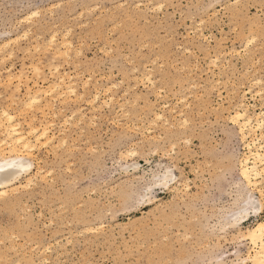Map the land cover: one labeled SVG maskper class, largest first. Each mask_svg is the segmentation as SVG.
Here are the masks:
<instances>
[{
  "label": "rangeland",
  "instance_id": "374dc122",
  "mask_svg": "<svg viewBox=\"0 0 264 264\" xmlns=\"http://www.w3.org/2000/svg\"><path fill=\"white\" fill-rule=\"evenodd\" d=\"M0 45V112L53 138L0 202V264H241L264 195L222 229L246 195L230 115L264 112V0H0Z\"/></svg>",
  "mask_w": 264,
  "mask_h": 264
},
{
  "label": "bare ground",
  "instance_id": "6f19581e",
  "mask_svg": "<svg viewBox=\"0 0 264 264\" xmlns=\"http://www.w3.org/2000/svg\"><path fill=\"white\" fill-rule=\"evenodd\" d=\"M36 14V13H35ZM29 16V15H28ZM26 18V17H25ZM24 19V18H23ZM23 21V20H22ZM29 22V20H28ZM16 23V22H15ZM27 24V22H26ZM14 27V26H13ZM117 27V26H116ZM29 31V30H28ZM55 34V33H54ZM53 34V35H54ZM24 36V34H23ZM25 37V36H24ZM20 38V35H19ZM18 38V39H19ZM53 38V39H52ZM56 38V37H55ZM53 36H51L50 44L54 43ZM65 38V37H64ZM252 39V38H251ZM14 40V39H13ZM12 40V41H13ZM64 40V39H63ZM62 40V41H63ZM256 40V38H255ZM16 41V40H14ZM252 41V40H251ZM8 42V41H7ZM66 42V40L64 41ZM69 41H67L68 43ZM9 43V42H8ZM246 43V41H245ZM10 44V43H9ZM16 44V43H15ZM70 44V43H68ZM247 44V43H246ZM249 44V42H248ZM4 45V44H3ZM2 45V47H3ZM17 45V44H16ZM52 45V44H51ZM50 45V46H51ZM67 45V44H66ZM252 45V44H251ZM1 46V45H0ZM8 46V45H6ZM244 46V45H243ZM247 46V45H246ZM5 47V46H4ZM65 47V46H64ZM69 47V46H68ZM48 48V47H47ZM70 48V47H69ZM244 48V47H243ZM247 48V47H246ZM1 49V48H0ZM6 49V48H5ZM68 48H66L67 50ZM69 50V49H68ZM1 52V51H0ZM68 53V52H67ZM79 53V52H78ZM64 54V53H63ZM75 54V53H74ZM65 55V54H64ZM10 56V54L8 55ZM11 57V56H10ZM67 57V56H66ZM249 57V56H248ZM65 59V58H64ZM2 60V59H1ZM2 62V61H1ZM153 64V62L151 63ZM37 70V69H36ZM150 70V69H149ZM55 71V70H54ZM133 71V70H132ZM39 72V68L37 70ZM190 74V73H189ZM62 75V74H61ZM57 77L55 80V84L50 87L48 85L47 91H35L34 93H31L29 89L27 93L28 101L27 103L29 105H35L37 103L40 104L41 97L46 94H50L54 91V89L62 88L65 83V79L63 76ZM10 77V76H9ZM141 77H143L144 80H147L148 82H151L150 75L143 74ZM10 79V78H9ZM9 82V81H8ZM18 82V81H17ZM253 83V82H252ZM255 83L260 85V80H256ZM68 84V83H67ZM74 83H71L69 87H66L68 91H70V94H74L73 87L71 86ZM87 85V84H86ZM152 85V84H151ZM85 86V84H84ZM88 86V85H87ZM257 86V85H256ZM194 87V86H193ZM260 87V86H259ZM60 88V89H61ZM33 89V88H32ZM66 89V90H67ZM19 91V90H18ZM65 91V92H68ZM107 91V87H106ZM182 91V90H181ZM73 92V93H72ZM110 92V91H109ZM249 92V91H247ZM64 90L61 89V92L59 96L64 95ZM124 93V92H123ZM257 93V92H256ZM107 94V93H106ZM158 94V93H157ZM254 94V93H253ZM259 94V92H258ZM261 94V93H260ZM159 95V94H158ZM99 96V95H98ZM75 97V96H74ZM97 97V96H96ZM94 95V100L96 99ZM80 98V97H79ZM71 100V98H69ZM183 99V98H182ZM262 99V98H261ZM80 100V99H79ZM111 100V98H109ZM74 101V100H73ZM78 102V101H77ZM88 102V101H87ZM94 102V101H93ZM92 102V103H93ZM117 102V101H116ZM15 103V102H14ZM89 103V102H88ZM109 103V102H108ZM108 103L106 105H108ZM127 103V102H126ZM241 103V102H240ZM26 104V103H25ZM105 104V103H104ZM48 105V104H47ZM91 105V103H89ZM240 107L233 110V114L230 115V121L232 124H234L238 128V132L241 135V139L245 145L246 148V154L243 155V157L239 160V173L240 176L244 182V188L246 189V195H241L238 197H242L241 200L238 203L237 200V207L235 206V210H230L225 215L226 217V224L225 228H233L238 231L240 230L241 224L247 220L250 214H261L263 210V203L261 199H257L253 196L254 191H256L261 197L263 193V187L264 184L262 183V180L264 179V142L262 141L261 135L256 137V132H261L264 126V112L259 113H252L250 114L248 111L249 109L247 107H243L242 104H238ZM244 105V103H243ZM28 106V105H27ZM123 106V105H122ZM167 106V105H165ZM164 106V107H165ZM246 106V105H245ZM26 107V106H25ZM112 107V106H111ZM31 108V106H30ZM40 108V107H39ZM45 108V107H44ZM49 108L50 105H49ZM48 108V109H49ZM27 109V108H26ZM24 108V110H26ZM54 109V108H53ZM81 109V108H80ZM101 109V108H100ZM174 109V108H173ZM36 110V109H35ZM39 110V109H38ZM43 110V109H42ZM41 110V111H42ZM97 110V109H96ZM21 111V110H20ZM53 110H51L52 112ZM77 111V110H76ZM79 111V110H78ZM169 111V110H168ZM173 111V110H172ZM60 112V111H59ZM122 112V111H121ZM120 112V113H121ZM18 113V112H17ZM23 113V112H22ZM181 114V113H180ZM43 115V114H42ZM54 115V114H53ZM125 116V115H124ZM154 116V115H153ZM181 116V115H179ZM18 117V116H17ZM20 117V116H19ZM24 117V116H23ZM32 117V116H31ZM30 117V118H31ZM45 117V116H44ZM34 118V117H33ZM55 118V117H54ZM156 119H161V114H156ZM165 118V117H164ZM79 120V119H78ZM128 120V119H127ZM155 120V119H154ZM114 121V120H113ZM156 121V120H155ZM162 121V120H161ZM183 121V120H182ZM167 122V121H166ZM28 123V122H27ZM51 123V122H50ZM155 122H153L154 124ZM165 123V121H164ZM184 123V122H183ZM95 124V123H93ZM149 124V122H148ZM185 124V123H184ZM187 124V123H186ZM71 125V124H68ZM155 125V124H154ZM178 125V124H177ZM74 126V124H73ZM171 127V126H170ZM49 128L50 126L46 124V126L37 127L35 126L33 120H30L28 123L27 129L24 131L21 129L20 123L16 121V116L12 113H10L8 110H2L0 112V134L2 135V138L0 139V202L7 201L8 199V189L10 188L11 191H9L10 195H13L14 192H17L18 186L15 187L16 182L21 178L22 175H27L29 173L30 168L32 167L33 162L31 161V155L33 150L37 147L39 144H45L48 145L52 142V137L49 135ZM261 134V133H260ZM1 137V136H0ZM255 137V138H252ZM260 137V138H259ZM264 137V135H263ZM152 138V137H151ZM250 138V140H249ZM66 140V139H65ZM64 140V141H65ZM59 141V140H58ZM140 142V141H139ZM62 143V142H60ZM65 143V142H64ZM61 145V144H60ZM243 146V145H242ZM129 151V150H128ZM132 152V151H131ZM134 152V151H133ZM129 154V153H126ZM133 154V153H132ZM244 154V153H243ZM126 157V156H125ZM123 159V158H122ZM40 172V171H39ZM50 172H48L49 175ZM45 174V173H44ZM158 175V174H157ZM28 176V175H27ZM40 177V176H39ZM43 176H41L42 179ZM45 177V176H44ZM153 179V178H152ZM173 179V174L171 171L167 170L163 173V175L155 176L154 186H163L168 187L169 181ZM44 180V179H42ZM35 181V179H34ZM33 181V182H34ZM25 182H32V179L27 178ZM32 182V183H33ZM28 183V184H29ZM31 183V184H32ZM27 184V185H28ZM238 184V183H237ZM23 185V184H22ZM25 187V184L23 185ZM22 186V187H23ZM15 187V188H13ZM21 187V186H20ZM21 187V188H22ZM29 187V186H28ZM32 187V186H31ZM147 187V186H146ZM152 187V186H151ZM148 187L151 191L152 188ZM237 187V186H236ZM242 188V187H240ZM147 190V189H146ZM145 191V190H144ZM149 192V191H148ZM244 192V191H243ZM146 193V192H145ZM16 194V193H15ZM237 194V193H236ZM240 195V194H239ZM149 196V195H148ZM142 198V197H141ZM148 198V197H147ZM140 199V198H139ZM236 203V202H235ZM232 204V203H231ZM227 210V209H226ZM221 215V214H220ZM225 220V219H224ZM223 220V221H224ZM223 224V225H224ZM222 225V226H223ZM264 225V221H257L251 228L245 229V233L240 239L246 240L250 244V250L248 251V255L246 258L241 259V264H262L264 262V231H262L261 226ZM221 226V225H220ZM221 226V227H222ZM90 229V228H89ZM93 230V229H91ZM238 235V234H236ZM234 236V235H233ZM10 237V236H9ZM238 237V238H239ZM236 239V238H235ZM239 241V240H238ZM19 244V243H18ZM17 244V245H18ZM13 246V245H12ZM240 246V245H239ZM7 249V247H6ZM12 249V247H11ZM13 250V249H12ZM42 250V249H41ZM237 251L236 253H238ZM238 255V254H235ZM246 255V254H245ZM7 259V258H6ZM239 259V258H238ZM45 261V259H44ZM40 262V261H39ZM33 263V262H32ZM20 264V263H19ZM237 264V263H236ZM239 264V262H238Z\"/></svg>",
  "mask_w": 264,
  "mask_h": 264
},
{
  "label": "snow or ice",
  "instance_id": "6c2138e0",
  "mask_svg": "<svg viewBox=\"0 0 264 264\" xmlns=\"http://www.w3.org/2000/svg\"><path fill=\"white\" fill-rule=\"evenodd\" d=\"M159 7L163 8V5H160ZM34 15H35V13H34ZM149 80H150V78H149ZM262 195H264V193H262ZM261 229H262V231H264V225L261 226ZM262 264H264V262H262Z\"/></svg>",
  "mask_w": 264,
  "mask_h": 264
}]
</instances>
